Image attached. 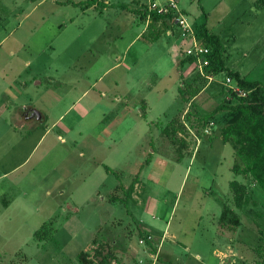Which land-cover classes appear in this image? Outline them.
Returning a JSON list of instances; mask_svg holds the SVG:
<instances>
[{"label": "rangeland", "instance_id": "obj_1", "mask_svg": "<svg viewBox=\"0 0 264 264\" xmlns=\"http://www.w3.org/2000/svg\"><path fill=\"white\" fill-rule=\"evenodd\" d=\"M176 4L198 41L205 25L224 66L264 90V0ZM0 6V264H257L264 191L220 136L249 91L180 64L189 40L172 19L130 11L147 0ZM25 106L42 123L7 128ZM230 180L245 188L240 209ZM223 206L235 225L229 212L219 220Z\"/></svg>", "mask_w": 264, "mask_h": 264}, {"label": "trees", "instance_id": "obj_2", "mask_svg": "<svg viewBox=\"0 0 264 264\" xmlns=\"http://www.w3.org/2000/svg\"><path fill=\"white\" fill-rule=\"evenodd\" d=\"M130 11L137 14L139 19H144L148 16L150 24H154L158 21L161 22L163 28H167V21L174 17L173 10L168 8L160 13L154 9L148 10L147 7L131 9ZM197 31L200 42L208 49L205 57L209 69L213 73L225 71L238 86L249 91L247 97H242L237 104L232 106L234 114L231 117L230 122L221 128L220 136L221 140L230 144L231 148L234 150L233 155L234 158H236V162L238 160L245 164L247 167L244 169L245 173L247 172L255 183L264 191V90L259 82L241 78L236 71L228 70L224 66L221 41L217 34L208 32L205 25H200ZM159 33L160 30L154 31L150 36L151 40H155L159 36ZM184 61H192V58L186 57L185 60H181L179 63L182 64ZM195 92L194 89L191 90L190 95H193ZM176 93L181 101H188L182 87L176 86ZM223 108L224 106L222 105L217 106L211 112L201 115L199 119L204 121L215 111ZM144 114L145 113L141 110L140 115L144 116ZM161 130L164 131V128ZM239 133L242 134V138L245 139L244 141H247L245 146L243 144L240 145V150L237 149V143L240 142ZM148 160H143L139 165V168H142ZM105 169L108 171V168L105 167ZM234 171L235 173H238L236 170H233V172ZM228 186L232 193L233 206L240 209L244 204V186L235 180H230ZM115 187L121 188L119 185H116ZM118 199L119 198L116 196H110L108 198L109 201H116ZM227 212L231 214L230 221L235 225L237 223L236 216L226 206L222 207L219 214V220L222 219ZM255 251L259 254V260L256 263L264 264V243L260 247H257Z\"/></svg>", "mask_w": 264, "mask_h": 264}, {"label": "built area", "instance_id": "obj_3", "mask_svg": "<svg viewBox=\"0 0 264 264\" xmlns=\"http://www.w3.org/2000/svg\"><path fill=\"white\" fill-rule=\"evenodd\" d=\"M166 8L173 10L174 17L172 18V21L174 22V25L181 32L180 35L183 37L186 36L185 38L189 40V45L184 49V55L187 57H191L193 61L199 64V66L207 64L205 54L208 52V49L200 42V40L198 41V39L191 32V28L187 22V19L180 13L179 9L177 8L176 0H149V3L147 5L148 10L154 9L159 13L163 12ZM225 81L229 83L232 82V80L227 76L225 78ZM228 87L232 91L238 90L237 88H235V86H233V84H228ZM240 94L243 95L242 93H239V95Z\"/></svg>", "mask_w": 264, "mask_h": 264}, {"label": "crops", "instance_id": "obj_4", "mask_svg": "<svg viewBox=\"0 0 264 264\" xmlns=\"http://www.w3.org/2000/svg\"><path fill=\"white\" fill-rule=\"evenodd\" d=\"M1 1V0H0ZM8 1H10V0H8ZM148 3H149V0H147V5H148ZM177 5V4H176ZM147 7V6H146ZM178 8V7H177ZM2 10V7L0 6V13H2V14H4V11L2 12L1 11ZM179 11H180V13H182L181 12V10L179 9ZM2 14H0L1 16H0V20L2 19V20H4L5 18H4V15H2ZM184 15V14H183ZM185 17V16H184ZM188 21V20H187ZM219 36V35H218ZM84 93H85V91H83L82 92V94H81V96L82 95H84ZM80 96V97H81ZM29 111V112H28ZM33 112V114L31 113V112ZM18 117H19V119L18 120H16V122H11L10 123V121H9V123H7L6 125H7V128H12V129H14V127H13V125L15 126V125H17V123H19L20 122V120L22 119V120H24V121H27V122H29V121H31V120H33V119H36L37 120V122L39 123V124H41L42 123V120H43V115H40V113L39 112H37V111H35L34 109H32V108H29V107H22V108H20L19 109V111H18ZM22 122V121H21ZM5 123V122H4ZM3 123V124H4ZM55 123L56 122H54V123H52L51 125H50V127L54 124L55 125ZM20 124V123H19ZM21 125V124H20ZM30 126V125H29ZM8 130H11V129H8ZM15 130V129H14ZM14 163V162H13ZM11 164L10 165V167H9V169L8 170H6V171H3L2 173H1V176H3V175H5V174H7L8 172H10V171H14V169L19 165L18 163H15V164Z\"/></svg>", "mask_w": 264, "mask_h": 264}, {"label": "flooded vegetation", "instance_id": "obj_5", "mask_svg": "<svg viewBox=\"0 0 264 264\" xmlns=\"http://www.w3.org/2000/svg\"><path fill=\"white\" fill-rule=\"evenodd\" d=\"M29 112V111H28ZM31 112V111H30ZM33 114V112H31Z\"/></svg>", "mask_w": 264, "mask_h": 264}]
</instances>
